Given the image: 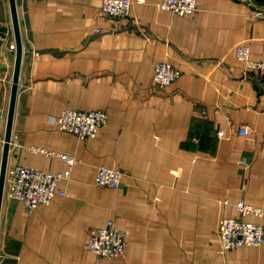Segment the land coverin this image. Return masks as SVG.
Segmentation results:
<instances>
[{"label": "crops", "instance_id": "1", "mask_svg": "<svg viewBox=\"0 0 264 264\" xmlns=\"http://www.w3.org/2000/svg\"><path fill=\"white\" fill-rule=\"evenodd\" d=\"M161 1L136 3L102 34V0H17L24 54L8 168H67L34 146L79 162L60 182L67 193L34 211L5 186L0 264H100L87 238L111 217L131 235L122 257L101 264H264V243L224 254L218 231L240 199L264 207V78L247 76L236 53L246 42L264 60V0H198L187 15ZM0 29L11 33L0 43L1 172L17 57L10 0ZM160 61L182 76L159 86ZM66 108H103L109 120L81 139L56 124ZM102 164L126 171L119 187L95 183Z\"/></svg>", "mask_w": 264, "mask_h": 264}, {"label": "built area", "instance_id": "2", "mask_svg": "<svg viewBox=\"0 0 264 264\" xmlns=\"http://www.w3.org/2000/svg\"><path fill=\"white\" fill-rule=\"evenodd\" d=\"M146 0H102L101 10L110 21L109 26H97L95 32L108 33L119 28V19L131 15L136 3ZM163 9L173 11L180 15L194 13L198 7V0H163L159 3ZM258 15L264 14V9L257 11ZM11 37L9 30L0 29V43L8 41ZM248 43L240 42L236 45L237 57L246 65V74L252 73L264 78V60L251 57ZM182 76V70L169 61H160L155 66V82L167 86ZM109 120V112L103 108L76 109L66 108L57 117L59 129L76 134L81 139L96 137L100 128ZM251 131L249 125L239 127L241 134L247 135ZM32 151L47 155H56L65 160L67 168L59 171L37 169L30 166L16 164L7 169L6 189L10 197L23 201L29 211L36 210L41 204H50L58 194L67 191L60 187L62 180H69L73 169L79 162L75 154L59 152L48 147L34 146ZM126 171L121 168L110 167L102 164L97 167L95 183L98 186L117 188L121 185ZM236 216L224 215L220 219L218 231L221 237V253H228L243 245L260 246L264 243V224L247 220L246 217L254 214L264 216V207L254 205L245 199L235 203ZM131 229L118 225L116 219L111 217L106 224L92 227L87 238V247L97 255L101 264L106 259L122 257L127 250Z\"/></svg>", "mask_w": 264, "mask_h": 264}, {"label": "water", "instance_id": "3", "mask_svg": "<svg viewBox=\"0 0 264 264\" xmlns=\"http://www.w3.org/2000/svg\"><path fill=\"white\" fill-rule=\"evenodd\" d=\"M10 5L12 11L15 38L17 43V57H16L15 72H14V81H13V88L11 95L8 125H7L6 137H5L4 153H3L2 166L0 172V216H1L2 203L5 194L6 174H7L8 158H9L11 139H12L13 121L16 110V101L19 91L20 73H21V66H22V60L24 54V42H23L22 29H21L20 18L18 13L17 0H10Z\"/></svg>", "mask_w": 264, "mask_h": 264}, {"label": "bare ground", "instance_id": "4", "mask_svg": "<svg viewBox=\"0 0 264 264\" xmlns=\"http://www.w3.org/2000/svg\"><path fill=\"white\" fill-rule=\"evenodd\" d=\"M12 165V164H11Z\"/></svg>", "mask_w": 264, "mask_h": 264}]
</instances>
